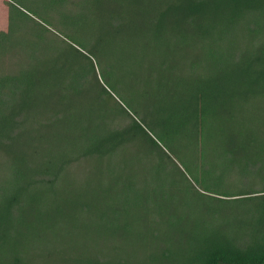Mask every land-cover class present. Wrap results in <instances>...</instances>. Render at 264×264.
<instances>
[{
	"label": "trees",
	"instance_id": "16d2710c",
	"mask_svg": "<svg viewBox=\"0 0 264 264\" xmlns=\"http://www.w3.org/2000/svg\"><path fill=\"white\" fill-rule=\"evenodd\" d=\"M8 1L0 264H264V0Z\"/></svg>",
	"mask_w": 264,
	"mask_h": 264
},
{
	"label": "rangeland",
	"instance_id": "374dc122",
	"mask_svg": "<svg viewBox=\"0 0 264 264\" xmlns=\"http://www.w3.org/2000/svg\"><path fill=\"white\" fill-rule=\"evenodd\" d=\"M14 1H16L18 3V6L20 8L27 9L28 11H31L32 7H31L30 3L23 2L20 0H14ZM8 3H9L8 0H0V31H6L7 30ZM103 8H106V7H103ZM69 9H71V8L69 7ZM98 9H102V7H99ZM62 20H64V19H61L59 21V23L64 24L65 22ZM81 26L84 29H87L89 31L91 29V27L90 26L88 27V25L86 23L82 24ZM63 29H64V27H63ZM60 31L63 34H65L64 31H62V30H60ZM96 50H97V53L99 54V57L101 55L104 56L103 58H101V66H103V64L106 63V61L111 60L113 63V66L116 70L118 69L120 72L126 70V55H125V57L119 58V55L122 52H120L119 55L116 56L115 55L116 51H113L114 49H112L108 46L103 47L102 51H100L99 47H97ZM103 51L105 54L102 53ZM138 86L141 87V84H139ZM138 86L136 87L134 92L129 93V97H131V98L128 97V100H127V102H128L127 104H129L130 109L134 112H135V109H137L138 111L140 110L138 108V105H137L138 104V90L140 89ZM117 90L119 92H121L122 94L124 93V90H121L120 88H118ZM152 91L153 90L150 88V91L148 92L149 96H151ZM154 101L158 102L157 98H155ZM144 118L146 119V116H144ZM231 122H236V120L231 121ZM223 126H226V128L229 129L228 124L225 123ZM150 127H152L158 133V130H156L153 125H151ZM263 136H264V133H263ZM210 137H211L212 141L219 142V146H223V145L226 146V145L232 144L230 138L231 139H233V138H232V132L230 130L222 131V130L218 129L217 133L216 134L213 133ZM145 139L148 140L147 137ZM212 141L208 142L209 144H211L210 146H212V143H213ZM235 144H237V143H235ZM174 148L175 149L178 148L180 150H182V148H184V144L182 143V141L179 138H177L175 140ZM139 149L143 150L142 154L138 152ZM119 152H121V154L124 155L125 160L127 162L133 163V164H129L130 166L133 165V167H138V171L140 172L141 175H144L146 169L151 168V165H155L158 162V158L156 157V155H148L145 153L146 152V142L140 137H136L135 139H133V141L127 142L124 146L121 147Z\"/></svg>",
	"mask_w": 264,
	"mask_h": 264
}]
</instances>
